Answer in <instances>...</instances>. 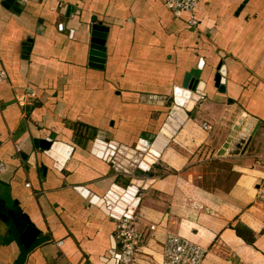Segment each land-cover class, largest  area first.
Masks as SVG:
<instances>
[{
    "label": "crops",
    "instance_id": "0c3cea01",
    "mask_svg": "<svg viewBox=\"0 0 264 264\" xmlns=\"http://www.w3.org/2000/svg\"><path fill=\"white\" fill-rule=\"evenodd\" d=\"M13 5L0 4V179L48 237L22 264H115V218L90 197L128 175L95 155L92 140L117 142L112 158L129 166L127 155L159 132L176 108L173 88L195 68L202 95L147 175L133 177L141 239L130 264H160L165 230L204 248L200 264H264V203L255 196L264 180V0H200L194 28L162 0ZM91 16L107 27L102 69L87 65ZM217 66L223 92L213 86ZM32 139L66 154L47 158ZM18 151L35 152V164L25 169ZM16 254L0 242V264Z\"/></svg>",
    "mask_w": 264,
    "mask_h": 264
},
{
    "label": "water",
    "instance_id": "95a60500",
    "mask_svg": "<svg viewBox=\"0 0 264 264\" xmlns=\"http://www.w3.org/2000/svg\"><path fill=\"white\" fill-rule=\"evenodd\" d=\"M0 4L4 7L10 6L11 8H15L13 0H1ZM106 31L107 27L105 25L100 21H95L94 16L90 17V32L87 51V65L89 67L96 69L103 68ZM217 69L218 66L212 77L213 86L217 92H223L224 85ZM199 72L200 70L195 68L184 73L180 86L173 88L172 91V102L176 107L175 110L172 115L166 118L159 132L153 139L143 142L142 145H135L133 147V150H131L132 153L127 155L130 159H128L129 166H123L120 163L118 164L112 158L119 153L117 142L112 140L104 141L97 138L92 140L91 151L95 155L105 158L107 161L115 164L128 176L124 178L125 181L122 187L114 185L112 186L113 188L107 190L101 198L91 196L90 202L99 204L103 207L104 211L114 218H118L121 215H127L130 212V208L136 206V193L138 192V187L141 185V181L138 178L133 177L147 175L149 167L154 163L155 158L171 137L174 129L183 119H185L186 111L189 110L192 104L198 100L200 94L202 95V92L199 91V86L197 85ZM177 95H186L187 101L185 103L179 102ZM169 120H171V122H169ZM163 127H165L167 131H163ZM161 132L163 141L157 148V153L150 154L149 147ZM248 139L249 138H246V142ZM240 142L241 138L238 143L236 142L233 144V147H235V149L239 148ZM32 146L35 150H38L40 154L50 159H57L56 153H62L63 155L66 154V151L62 150V144L47 139H32ZM135 152H138V154L132 156ZM18 155L25 169H28L31 165L33 166L36 162L37 157L35 152L24 154V152L18 151ZM146 155L149 156V160L146 159ZM141 163L145 164L142 165ZM47 240V236H39V230L32 224L27 214L22 212L19 206V201L12 198L9 185L0 179V242L2 245L12 243L16 247L17 254L11 264H22L28 252Z\"/></svg>",
    "mask_w": 264,
    "mask_h": 264
},
{
    "label": "built area",
    "instance_id": "2783aa9c",
    "mask_svg": "<svg viewBox=\"0 0 264 264\" xmlns=\"http://www.w3.org/2000/svg\"><path fill=\"white\" fill-rule=\"evenodd\" d=\"M25 3L27 0H14ZM200 0H162V5L175 17L185 16V24L194 28L197 26V19L194 9ZM57 30L62 29V24H56ZM5 71L0 68V82L5 80ZM201 127L209 130L210 126L205 122ZM5 170V165L0 161V173ZM27 186V183H26ZM256 198L264 203V180L256 188ZM134 207L130 208L127 215H121L114 219L113 238L117 246L115 253V264H130L140 242V234L135 228ZM153 229V225L149 226ZM60 241L56 242L59 245ZM205 249L184 238L177 233L164 231V238L161 250L160 264H200L204 256Z\"/></svg>",
    "mask_w": 264,
    "mask_h": 264
},
{
    "label": "bare ground",
    "instance_id": "6f19581e",
    "mask_svg": "<svg viewBox=\"0 0 264 264\" xmlns=\"http://www.w3.org/2000/svg\"><path fill=\"white\" fill-rule=\"evenodd\" d=\"M179 102L185 103L186 100V95H177ZM169 122H171V120H169ZM163 131H167V129L165 127H163L162 129ZM162 131V132H163ZM162 132L156 137V139L154 140V142L152 143V145L149 147V152L150 154H156L157 153V148L159 147V145L161 144V142L163 141V137H162ZM136 159V158H134ZM146 159L149 160V156L146 155ZM147 162V161H146ZM142 165H144L143 163H141ZM147 164V163H146Z\"/></svg>",
    "mask_w": 264,
    "mask_h": 264
},
{
    "label": "rangeland",
    "instance_id": "374dc122",
    "mask_svg": "<svg viewBox=\"0 0 264 264\" xmlns=\"http://www.w3.org/2000/svg\"><path fill=\"white\" fill-rule=\"evenodd\" d=\"M247 134H248V132L246 131L245 133H243L242 135H238V138L240 139L241 138V142H240V145L241 144H243L245 141H246V138H247ZM232 139V141H234L235 143L237 142H239V139ZM218 166V165H217Z\"/></svg>",
    "mask_w": 264,
    "mask_h": 264
}]
</instances>
